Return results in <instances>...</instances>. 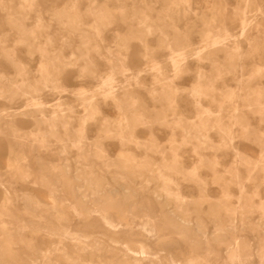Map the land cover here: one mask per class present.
Returning <instances> with one entry per match:
<instances>
[{"label":"rangeland","instance_id":"rangeland-1","mask_svg":"<svg viewBox=\"0 0 264 264\" xmlns=\"http://www.w3.org/2000/svg\"><path fill=\"white\" fill-rule=\"evenodd\" d=\"M0 264H264V0H0Z\"/></svg>","mask_w":264,"mask_h":264},{"label":"bare ground","instance_id":"bare-ground-1","mask_svg":"<svg viewBox=\"0 0 264 264\" xmlns=\"http://www.w3.org/2000/svg\"><path fill=\"white\" fill-rule=\"evenodd\" d=\"M199 48V47H198ZM168 60V59H167ZM173 61H176L175 59H173ZM177 61H178V59H177ZM129 81V80H128ZM100 85L102 86V88H104V90L105 91H108V93H111L110 92V90H111V86H109V84L106 82V81H104V82H100ZM100 86V87H101ZM231 92V91H230ZM153 97V96H152ZM224 101V100H223ZM110 193V192H109ZM112 194V193H111ZM53 197H54V195H53ZM27 198V197H26ZM27 200V199H26ZM59 203V202H58ZM146 215H148V214H146ZM105 219V218H104ZM147 221H149L150 220V218H147L146 219ZM34 222V221H33ZM150 222V221H149ZM145 225H149V224H145ZM152 225V224H151ZM141 228H142V226H141ZM144 228V227H143ZM69 238V237H68ZM116 242V241H115ZM128 250V249H127ZM129 251V250H128ZM238 261V260H237Z\"/></svg>","mask_w":264,"mask_h":264}]
</instances>
